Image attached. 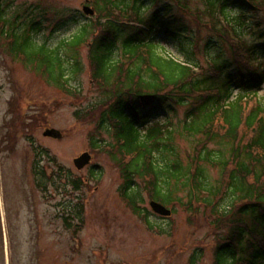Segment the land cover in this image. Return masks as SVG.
Masks as SVG:
<instances>
[{
    "label": "trees",
    "instance_id": "16d2710c",
    "mask_svg": "<svg viewBox=\"0 0 264 264\" xmlns=\"http://www.w3.org/2000/svg\"><path fill=\"white\" fill-rule=\"evenodd\" d=\"M90 1L96 14L73 17L76 30L50 47L27 31H6L0 0V30L9 51L56 86L79 93L70 87L80 70L76 51L91 40L92 80L103 100L86 114L114 140L92 136L91 147L122 170L120 192L127 205L151 229V213L141 206L144 194L174 213L185 207L195 218L203 205L206 222L216 230L213 264H264V100L258 96L264 39L251 16L264 15V0H204L202 11L190 14L197 32L209 34L206 65L195 56L201 50L185 26L166 22L158 28L164 27L169 3L146 17L143 0L125 8L119 0ZM41 28L35 22L32 31ZM160 32L180 44L183 59L159 51ZM178 139L188 141L190 149L184 151ZM42 152L34 147L36 155ZM34 173L41 176L36 186L44 190V168L36 164ZM65 182L82 191V180ZM73 207L78 212L63 217L68 229L75 219L82 222V201ZM199 251L189 264H199Z\"/></svg>",
    "mask_w": 264,
    "mask_h": 264
},
{
    "label": "rangeland",
    "instance_id": "374dc122",
    "mask_svg": "<svg viewBox=\"0 0 264 264\" xmlns=\"http://www.w3.org/2000/svg\"><path fill=\"white\" fill-rule=\"evenodd\" d=\"M153 1L143 0L145 16L169 3L172 7L165 12L162 24L185 26L201 50L195 56L206 65L204 45L209 34L206 30L198 33L190 16L202 11L204 0ZM1 2L6 6V30L11 33L15 27L31 32L33 23L40 22L41 30L33 31L32 36L39 44L50 47L76 30L73 17H93L83 11L87 5L94 7L89 0ZM119 3L125 8L134 0ZM251 16L258 24L253 25L254 31L262 32L264 39V15L257 12ZM57 25L60 29L52 31ZM163 25L158 28L163 30ZM158 39L159 51L183 59L177 41L161 32ZM90 43L91 40L85 42L76 51L80 70L70 84L71 88L78 87L79 93H75L26 66L9 51V43L0 32V264H189L195 250L202 251L201 257L200 251L197 254L199 264H213L216 230L206 222L203 205L197 218L182 206L163 217L152 211L149 196L144 194L141 206L152 214L150 229L122 197V170L107 153L92 149V136L107 142L114 140L86 114L103 100L92 80ZM258 96L264 100V82ZM77 112L81 115L77 116ZM47 127L61 130L62 139L45 137ZM178 143L184 151L190 149L188 141L178 139ZM34 147L43 152L36 156ZM86 151L93 154L92 165L79 170L74 159ZM52 159L54 162L49 161ZM36 164L51 173L50 177L42 176L47 184L44 190L35 185ZM95 174L98 178H94ZM211 175L217 177V170H211ZM70 178L82 180V191H74L72 185L66 184ZM78 199L83 205L82 222L75 219L72 229H67L60 216L61 206H72ZM69 210L66 211L71 215Z\"/></svg>",
    "mask_w": 264,
    "mask_h": 264
},
{
    "label": "water",
    "instance_id": "95a60500",
    "mask_svg": "<svg viewBox=\"0 0 264 264\" xmlns=\"http://www.w3.org/2000/svg\"><path fill=\"white\" fill-rule=\"evenodd\" d=\"M84 11L87 14H94V10L89 7L85 6ZM44 136L46 137H51L54 139H61L63 137V133L56 129V128H46L44 131ZM92 161V155L89 152H84L80 156L74 159V164L77 169L81 170L85 168L87 165H89ZM151 207L156 212L157 214L161 216H170L172 214V211L168 209L165 205L156 202V201H151Z\"/></svg>",
    "mask_w": 264,
    "mask_h": 264
},
{
    "label": "flooded vegetation",
    "instance_id": "af4514ba",
    "mask_svg": "<svg viewBox=\"0 0 264 264\" xmlns=\"http://www.w3.org/2000/svg\"><path fill=\"white\" fill-rule=\"evenodd\" d=\"M61 208H62V206H61ZM63 210L66 211V210H65V207L63 208ZM61 214H62V213H61Z\"/></svg>",
    "mask_w": 264,
    "mask_h": 264
}]
</instances>
